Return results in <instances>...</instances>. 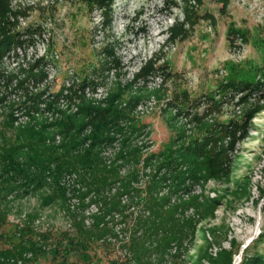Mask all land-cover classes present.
<instances>
[{
  "label": "rangeland",
  "instance_id": "1",
  "mask_svg": "<svg viewBox=\"0 0 264 264\" xmlns=\"http://www.w3.org/2000/svg\"><path fill=\"white\" fill-rule=\"evenodd\" d=\"M0 41V147L15 128L89 119L84 104L113 102L122 115L102 159L120 175L133 171L143 195L155 185L192 221L178 250L146 252L144 264L264 256V0H0ZM90 133L86 123L81 147ZM121 151L133 154L122 160ZM11 177L0 158V264H136L131 241L145 239V213L129 195H119L122 212L108 213L93 191L72 187L74 175L53 202L42 200L47 187L19 188ZM80 228L87 249L54 258L50 248Z\"/></svg>",
  "mask_w": 264,
  "mask_h": 264
},
{
  "label": "trees",
  "instance_id": "2",
  "mask_svg": "<svg viewBox=\"0 0 264 264\" xmlns=\"http://www.w3.org/2000/svg\"><path fill=\"white\" fill-rule=\"evenodd\" d=\"M110 11L111 8L108 5L106 11L103 12L106 19L110 18ZM3 29L6 28L3 27ZM7 46L8 42L0 41V54ZM105 51L108 54L113 52L111 48ZM114 60L116 61L115 58ZM155 60L156 58L150 57L146 61L147 64H151L149 68L151 71L160 67L154 64ZM115 63L119 64L117 61ZM112 103L109 102L102 108L90 103L84 104L81 110L83 115L88 116L89 119H74V114H72L47 125L32 124L23 128H15L12 139L0 147V158L5 172H11L12 176L5 181H9L10 184L17 182V186L23 189L25 187L39 190L47 187L49 192L41 196L45 202L65 198L64 180L65 176L70 177V175L75 176L71 181L72 187L93 191V194L99 196L96 202L101 203L108 213L122 212L124 204L121 203L119 195L121 193L129 195L130 204L141 205L145 213L137 220V226L142 228L145 239L140 242L133 238L131 241L136 264H144L146 261L142 259V256L146 252H152L158 258H163L172 244L178 250L186 234L185 226L192 227V221L186 219L185 223V219L176 217L174 213L178 205L171 203L167 196H158L155 185L152 183L147 185L144 190L145 195H143V190L132 185L133 171L120 175L116 163H107L102 159L99 146L111 140L110 127L113 125L116 129L117 119L115 118L122 115ZM86 123L91 126L89 135L91 143L87 147H81L80 131ZM48 127L56 128V131L60 133L61 140L58 143L50 136L51 133L47 131ZM245 133L246 131H243V134ZM118 154V158L127 160L133 152L123 153L121 151ZM111 183H118L120 189L118 188L112 194L104 193V188ZM82 194L87 193L84 191ZM89 242L90 235L80 228L78 237H67L62 247V242L58 241L56 246L50 248V252L55 258L59 253L67 254L72 246L86 250ZM82 256L88 257L86 252H83ZM66 263L64 257L58 262V264ZM111 264H117V261L113 259ZM149 264L152 262L149 261ZM244 264H264V256H254L246 260Z\"/></svg>",
  "mask_w": 264,
  "mask_h": 264
},
{
  "label": "bare ground",
  "instance_id": "3",
  "mask_svg": "<svg viewBox=\"0 0 264 264\" xmlns=\"http://www.w3.org/2000/svg\"><path fill=\"white\" fill-rule=\"evenodd\" d=\"M108 49V48H107ZM113 50V49H112ZM113 53V52H112ZM114 54V53H113ZM158 54V53H157ZM115 57V56H114ZM120 61V60H119ZM118 71V70H117ZM127 81V80H126Z\"/></svg>",
  "mask_w": 264,
  "mask_h": 264
}]
</instances>
